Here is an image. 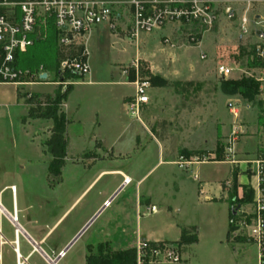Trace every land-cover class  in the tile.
I'll return each instance as SVG.
<instances>
[{"label": "rangeland", "instance_id": "rangeland-1", "mask_svg": "<svg viewBox=\"0 0 264 264\" xmlns=\"http://www.w3.org/2000/svg\"><path fill=\"white\" fill-rule=\"evenodd\" d=\"M221 1L219 8L222 12L210 32L202 33L195 25L179 27L176 24L151 34H141L136 42L124 34L129 26L128 20L116 26L115 30L102 26L92 30L86 42L90 75L79 79L65 75L64 79L66 87H72V90L65 106L60 107L68 121V147L67 158L58 177H53L47 170L51 160L44 147L49 132L47 122L23 121L27 109L22 94H44L34 92L48 91L46 94L53 95L62 86H24L22 93L17 90L21 96L17 98L15 87L0 85V133L7 140L16 139L14 151L11 149L12 141L7 147L3 144L0 160L17 168L24 156L30 162L25 164L27 169L22 172L21 184L17 179L11 180L15 186L13 199L15 208L20 210L18 219L21 226L25 228L27 221L45 233L56 224L50 233L51 240H67L109 189L118 185L117 189L122 187L111 207H106L97 216L58 264H86L87 253L96 255L100 247L111 252L108 244L98 245L107 238L117 217V213L111 215V211L117 205L134 204L137 194L145 196L146 192H150L151 203L158 208L168 204L174 209L180 203L186 208L180 205L178 216L160 212L144 217L141 222L143 229L174 238L173 219L179 218L182 224L194 222L199 227L197 248L176 243L188 264H255L254 246L234 245L224 239L223 244L227 245L224 247L216 242L214 233L218 231V214L221 211L216 208L218 204H206L194 198L186 205L184 201L171 197L173 189H196L197 183L192 179L193 173L185 174L178 166L163 162L176 164L179 157L202 160L203 156L210 157L208 162H225L224 152L214 158L208 153L225 150L234 121L245 127L238 140L242 137L253 143L252 151L240 158L245 162L238 171L249 178L254 175L250 161L264 158V55L262 58L257 55V49L264 47V40L258 39L259 27L254 24L255 20L264 17V0ZM224 8L234 9L237 17L227 20ZM243 15L249 20L245 34L239 22ZM190 35L200 37L198 47L189 43ZM165 37L172 40L174 48L163 44ZM58 49L56 33L52 26H48L45 39L35 42L20 55V68L32 72L43 69L49 80L54 81L55 70L50 68L55 63ZM201 55H206V58L201 59ZM135 59H138V75L149 79L151 86L149 104L141 117L146 132L129 117L121 100V96L134 95L133 86L117 83L122 77H125L124 82L134 80L136 70L132 62ZM218 65L231 69L227 78L218 75ZM91 80L97 83L89 84ZM241 80H251L256 84V94L250 99L225 91L223 81ZM234 107L238 110L236 120L231 113ZM114 170L131 177V183L124 185L123 176L111 173ZM193 170L200 178L203 176L209 180L226 176L230 179L232 176L225 164L207 163L195 166ZM101 172L105 173L98 176ZM179 175L184 178V183H181ZM229 183L232 187L231 179ZM10 191L6 190L0 197L1 204L9 211L12 207ZM208 211H215V217H207ZM0 228L4 238L13 241V229L3 218H0ZM19 250L23 257L31 250L22 237L19 238ZM39 257L34 252L26 264H46ZM1 264H15L9 245L1 250Z\"/></svg>", "mask_w": 264, "mask_h": 264}, {"label": "built area", "instance_id": "built-area-1", "mask_svg": "<svg viewBox=\"0 0 264 264\" xmlns=\"http://www.w3.org/2000/svg\"><path fill=\"white\" fill-rule=\"evenodd\" d=\"M221 0H0V85H12L21 93L24 86L53 85L62 86L65 91L67 83L65 75L72 74L79 78L89 75V53L86 48L88 36L94 28L101 24H108L115 30L113 21L116 20L115 7H129L131 23L127 29L130 39L138 40L141 34H151L167 26L179 27L195 25L199 31L210 32L222 9ZM223 13L227 20L237 17L232 8H224ZM240 28L245 34L248 32L249 20L246 15L239 17ZM254 24L259 27L258 39L264 40V17L258 18ZM48 26H52L57 38L59 49L64 58L53 72L54 81L49 80L45 70L32 72L17 66L19 56L24 54L35 42L45 39ZM189 43L198 47L200 37L188 36ZM163 44L174 48L169 38L163 39ZM81 48L75 55L68 54L70 49ZM257 55L262 58L264 47L257 49ZM205 59L206 55H201ZM136 73L131 85L134 95L125 103L129 117L141 123L144 108L149 104L148 92L151 88L149 79H142L137 73L138 59L132 62ZM218 75L225 79L231 69L225 65H218ZM31 93L23 92V99H28ZM234 120L238 112L232 108ZM241 124L235 121L224 150L225 162L235 163L234 148L238 142V135L242 133ZM202 160H186L179 157L176 165L187 171L192 164L207 163L210 157L203 156ZM214 158V156H212ZM253 164V173L256 179V188L250 203L236 204L230 210L232 219L229 225L227 242L230 244L252 245L256 248L255 264H264V158L250 161ZM198 181L197 175L192 177ZM230 187V183H226ZM241 200L243 194L236 195ZM15 207V206H14ZM0 218L5 219L13 229V241H7L0 228V264L1 250L9 245L14 255L15 264H26L28 256L34 251V241L23 231L15 208L11 213L0 204ZM154 208L151 207V211ZM7 214V215H6ZM22 237L31 248L28 255L23 257L19 250V238ZM132 249L135 252L136 264H181L182 254L178 244L167 242H149L138 240ZM39 256L46 264L52 260L42 251ZM57 264V263H56Z\"/></svg>", "mask_w": 264, "mask_h": 264}, {"label": "crops", "instance_id": "crops-1", "mask_svg": "<svg viewBox=\"0 0 264 264\" xmlns=\"http://www.w3.org/2000/svg\"><path fill=\"white\" fill-rule=\"evenodd\" d=\"M113 1H121V0H113ZM114 10L116 13V16H115L116 20L113 21L115 28H116V26L121 24L123 21H127V20L129 21V25H130L131 14H130V8L129 7H115ZM101 26L106 28V29L107 28L110 29L109 25L105 24V23L97 26L96 28L101 27ZM124 32H125L124 34H126L127 30ZM89 75H90V73H89ZM124 78L125 77H122L121 81L117 82V83L118 84H128V83L130 84L131 83V82H124ZM95 83H97V82H94V80H91L89 82V84H95ZM9 86H12V85H9ZM13 87H15V86H13ZM15 90H16L17 98H18V92H17L16 87H15ZM29 91H31V90L29 89ZM31 92H34V91H31ZM38 92L46 94L48 91H35L34 93H38ZM131 97L132 96H129V97L128 96H121V100L125 104ZM24 106H25V104H24ZM64 106H65V102L63 104V107ZM235 109L237 110L236 107H235ZM237 112H238V110H237ZM43 121L47 122L46 123V129H50L52 126V122L50 120H43ZM50 122H51V125H50ZM134 122L136 124H139V127L144 129L146 132V127L142 122L141 123H139L137 121H134ZM241 128H245V127L242 126ZM0 131H1V126H0ZM1 135L2 134L0 133V154H1V148H3L2 147L3 144H5L7 147L10 145L9 144L10 141H12V143H13L11 145L12 146L11 149L13 151L16 150L15 149L16 148V139L7 140V139H5V137H3ZM47 135H48V137H47V139H48L49 138V132L47 133ZM99 144L102 147V144L101 143H99ZM252 145H253L252 142L247 141V139H244L241 137L240 141L238 140V142L234 148L235 163L230 164L228 162H223V161H218V160L212 161V162H207V163H212V164H225V165L229 166V168H230L229 171L232 173V176L230 177V179L233 181V179L235 178L236 184H237L236 195L237 194L238 195L243 194V190H242L243 186H249L252 189L256 188V179H255L254 175L248 178L245 174H242L240 171H238V168L239 169L242 168V165L245 162L240 158H242V156H246L245 155L246 153L249 154V152L252 151L251 150ZM7 151H10V150L7 149ZM159 152L161 154V157H163L162 151L159 150ZM223 152L224 151H221V152H215L214 151V152H209L208 155L211 157L217 156L218 154L222 156ZM25 157L26 156H24V158L19 160V162L21 164V166L18 167L19 171H18V168L16 167V165H14V164L12 165L9 162L6 163V162H3L2 160H0V197H2L4 195V192L6 190L11 189L12 187L13 188L15 187L14 184L11 183V180L17 179L20 184L23 182L24 174L22 172H24L27 169V166L25 164L30 163V162H27L28 160ZM163 162L171 163V164L177 166L173 161H163ZM207 163L192 164L189 166L187 171H182L179 168L185 174L193 173V176L197 175V177H198V181H196V183H197L196 187L197 188L196 189H179V188L173 189L172 193H171V197L173 199H178L181 202L184 201L186 203V205H188V200L192 201V199H194V198H197L202 203L212 204V205L218 204L219 207H216V208L221 209V211H219V214H218V218H219V223H218V227H217L218 231L216 233H214V238L219 245H223L224 247H227V245L223 244V240L225 239V241H226L227 235H228L229 216H230V210H231L230 205L228 203H229V196H230L232 187H230V189H227L225 187L226 183L229 182V180H230L229 178H227V176L223 179L215 178L213 180L212 179L209 180L203 176L200 178V176L197 174V172H194L193 168L195 166H199V165L201 166V165H205ZM103 173H105V172H101L98 176H100ZM111 173L122 175L123 180H125V178H129L130 183H131V180H132L131 177L127 176L123 172H121L119 170H114V171H111ZM179 176L181 179V183H184V178L182 177V175H179ZM93 182H92V184H93ZM122 183H123V181H122ZM181 186L183 187V184H181ZM118 187H119V185L116 186L114 189L108 190L107 194H105V196H103V200L95 208H93V210L91 211V214L77 228V230L74 232V234L67 240H62L60 242L51 240L50 233L56 224L45 233H43L42 230L37 229V227L33 226L30 222H27V221L24 224L25 228L23 226H21V227H22L23 231L34 241V243L36 245H38L41 248V250L50 259H52V258L55 259L57 257V255L64 249V247L67 245V243L72 239V237L79 231V229L94 214H96L100 209H102L104 207V204L110 198H112L115 195V193L119 190V189H117ZM116 196L112 199V201L116 198ZM78 200H79V198H78ZM112 201L109 203V205H107V207H111ZM0 204H1V202H0ZM182 204L180 203L178 206H175L174 209L171 206H169L168 204L162 206L163 208L162 207L160 208V206L158 208L156 205L151 203L150 192H146L145 196H142L141 194H137L134 204H132L130 206H128V205L127 206L126 205L118 206L117 205L111 211V215H113L114 213H117L116 214L117 217L114 218L113 227L109 231L107 238L104 239V242H101L98 245L108 244L112 248V251H118V250H124V249L130 248L138 240L149 241V242L178 243L180 241L182 230L186 229L187 231H189L191 236L196 237V242L192 243V244H188V245H183V246L187 247V248H197V246H199V242H200V234H199V227L196 226V224H194V222H187L185 224H182V222H180L179 218L173 219L174 220V229L176 232L174 238H166L163 234H157L156 232H153V230H151V229H148V228L143 229L142 228L141 222H142V219L144 217L149 218L151 216H155V215L159 214L160 212H163L164 214L170 213V214H174L175 216H178V214L181 213L179 206ZM189 205H191V204H189ZM184 206L185 205H182V208ZM151 207L154 208L153 211H151ZM185 208H186V206H185ZM11 210H12V207H11ZM16 210H17V215H19L20 210L18 208H16ZM7 211L11 212L9 210H7ZM207 217H209V218L213 217L214 218L215 217V211H212V212L208 211ZM60 220H61V218L57 221V223ZM33 253H31V254H33ZM65 255H66V253L60 258V260L57 262V264L61 261L62 258L65 257ZM88 255H89V253H87L86 257ZM181 264H188L186 262V258L183 259Z\"/></svg>", "mask_w": 264, "mask_h": 264}, {"label": "trees", "instance_id": "trees-1", "mask_svg": "<svg viewBox=\"0 0 264 264\" xmlns=\"http://www.w3.org/2000/svg\"><path fill=\"white\" fill-rule=\"evenodd\" d=\"M81 48L70 49L68 54L75 55L79 53ZM23 55V54H22ZM20 57V56H19ZM64 58V54L61 52V49H58L56 60L54 65L50 68L52 71L56 70L61 59ZM22 62L19 58L17 66L21 67ZM67 77L75 76L72 74H67ZM76 79L79 77L75 76ZM225 91L228 94L234 95L238 94L243 98L250 99L253 95L256 94L255 86L256 84L249 80L241 81H223ZM72 87H66L65 91H61V88H58L53 95L49 94H32L28 99H25V106L27 109V116L23 118L25 122L27 119L31 120H50L52 126L49 129L50 136L45 141L44 147L45 152L50 156L51 160L48 164L47 170L50 175L53 177H58L61 174V170L64 167L65 160L67 158V147L68 140L66 136V129L68 121L66 115L63 111H60L61 105L67 99V96L70 94ZM18 98H21L18 95ZM23 98V97H22ZM243 197L241 200H237L236 191L237 184L235 178L233 179V185L231 188V193L229 196V205L230 208L234 204H247L250 203L253 196V189L249 186H243ZM232 219V214L230 212L229 216V225ZM229 231V229H228ZM196 242V237L191 236L189 231L183 229L181 232V237L179 244L188 245ZM86 264H136L135 263V252L132 248H127L124 250L105 252L102 247L99 248L98 254L93 255L89 254L86 257Z\"/></svg>", "mask_w": 264, "mask_h": 264}, {"label": "water", "instance_id": "water-1", "mask_svg": "<svg viewBox=\"0 0 264 264\" xmlns=\"http://www.w3.org/2000/svg\"><path fill=\"white\" fill-rule=\"evenodd\" d=\"M122 187L119 188V190L115 193V195L110 198L105 204L102 209H100L85 225L84 227L76 234V236L64 247V249L57 255V257L53 260L54 263L56 264L60 258L68 251V249L76 242V240L86 231V229L92 224V222L97 218V216L103 211L107 205L112 201V199L120 192ZM34 244V249L42 252L41 248L37 246L35 243Z\"/></svg>", "mask_w": 264, "mask_h": 264}, {"label": "bare ground", "instance_id": "bare-ground-1", "mask_svg": "<svg viewBox=\"0 0 264 264\" xmlns=\"http://www.w3.org/2000/svg\"><path fill=\"white\" fill-rule=\"evenodd\" d=\"M124 185H127V184H130V179L129 178H125V180H124ZM11 191V200H12V209H14L16 206H15V204H14V199H13V191H14V188L12 187L11 189H10ZM15 206V207H14ZM5 209V208H4ZM6 210V209H5ZM0 211L1 212H3V210L0 208ZM7 211V210H6ZM15 211H16V214H17V210H16V208H15ZM9 213H11V212H9ZM7 215V214H6ZM18 217V216H17ZM38 246V245H37ZM37 250H35L34 249V251L33 252H36ZM32 252V253H33ZM37 253H39V254H41V252H39V251H37ZM30 256H31V254L28 256V258H27V260L30 258ZM52 260V259H51ZM47 261L49 262V264H55L54 263V261L52 260L51 262L47 259Z\"/></svg>", "mask_w": 264, "mask_h": 264}, {"label": "flooded vegetation", "instance_id": "flooded-vegetation-1", "mask_svg": "<svg viewBox=\"0 0 264 264\" xmlns=\"http://www.w3.org/2000/svg\"><path fill=\"white\" fill-rule=\"evenodd\" d=\"M90 219H91V218H90ZM90 219H89V220H90ZM89 220H88V221H89ZM88 221H87V222H88ZM87 222H86V223H87ZM86 223H85V224H86ZM85 224H84V225H85ZM84 225L79 229V231L84 227ZM79 231H78V232H79ZM78 232H77V233H78ZM77 233H76V234H77ZM76 234H75L74 236H76ZM74 236H73V237H74ZM35 253H37V251H36ZM37 254L39 255V253H37Z\"/></svg>", "mask_w": 264, "mask_h": 264}]
</instances>
